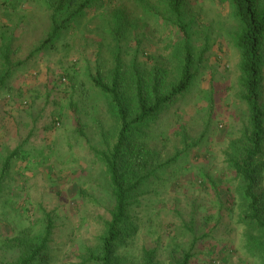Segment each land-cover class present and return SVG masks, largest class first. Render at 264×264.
Segmentation results:
<instances>
[{"label":"rangeland","instance_id":"1","mask_svg":"<svg viewBox=\"0 0 264 264\" xmlns=\"http://www.w3.org/2000/svg\"><path fill=\"white\" fill-rule=\"evenodd\" d=\"M59 1L0 0V264L40 237L46 213L49 264H86L113 205L97 153L118 129L91 75L106 78L119 53L126 90L133 67L167 83L186 46L190 86L132 137L152 151L154 172L131 198L137 232L118 252L125 264H142L151 247L160 264L189 249L190 264H263V237L240 220L243 184L228 162L249 130L232 5L183 0L177 15L167 0H62L49 38ZM261 55L264 109V35ZM255 191L264 197V171Z\"/></svg>","mask_w":264,"mask_h":264},{"label":"trees","instance_id":"2","mask_svg":"<svg viewBox=\"0 0 264 264\" xmlns=\"http://www.w3.org/2000/svg\"><path fill=\"white\" fill-rule=\"evenodd\" d=\"M218 1L229 2L238 21L233 42L240 54L239 82L243 91L242 98L247 105L249 123V130L243 136L240 152L229 157L228 162L243 184L241 193L244 206L240 220L248 228L262 235L260 245L264 248V197L255 191L264 171L261 160L264 109L259 97L263 66L261 44L264 35V0ZM182 3L183 0H167L168 9L177 15ZM58 4L53 7L50 15L52 28L49 38L59 30L55 17L62 0ZM119 56L118 53L114 57L113 68L106 78L99 71L91 75L95 88L108 98L118 129L113 145L97 153L109 179L113 205L110 218L103 222V230L98 236L96 248L86 250L83 259L86 264H125L118 249L137 232V227L129 222L128 208L132 196L144 180L153 174L155 161L152 151L143 143H134L132 137L173 100L185 93L194 76L192 53L186 46L174 79L164 83L159 71L152 74L149 80H142L137 69L133 67L130 74L131 85L126 90L122 82L123 68ZM3 57L6 61L7 56ZM136 129L138 130L135 132ZM15 155L16 150L4 159L2 172L8 168ZM44 221L40 237L35 241H25L23 252L12 264H49V244L53 229V220L49 213L45 214ZM192 256L193 253L189 249L177 258L170 257L166 264H190ZM142 264H160L156 248L142 250Z\"/></svg>","mask_w":264,"mask_h":264}]
</instances>
